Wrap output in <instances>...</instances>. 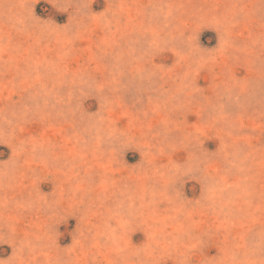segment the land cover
I'll return each instance as SVG.
<instances>
[{
    "label": "rangeland",
    "instance_id": "1",
    "mask_svg": "<svg viewBox=\"0 0 264 264\" xmlns=\"http://www.w3.org/2000/svg\"><path fill=\"white\" fill-rule=\"evenodd\" d=\"M0 264H264V0H0Z\"/></svg>",
    "mask_w": 264,
    "mask_h": 264
}]
</instances>
